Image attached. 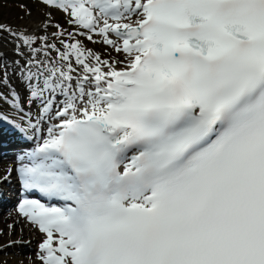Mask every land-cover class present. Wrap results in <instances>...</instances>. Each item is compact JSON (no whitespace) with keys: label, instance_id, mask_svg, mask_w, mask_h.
<instances>
[{"label":"snow or ice","instance_id":"snow-or-ice-1","mask_svg":"<svg viewBox=\"0 0 264 264\" xmlns=\"http://www.w3.org/2000/svg\"><path fill=\"white\" fill-rule=\"evenodd\" d=\"M40 2L81 30L56 25L62 50L0 25L27 93L5 69L0 100L35 140L15 171L41 264H264V0Z\"/></svg>","mask_w":264,"mask_h":264},{"label":"rangeland","instance_id":"rangeland-1","mask_svg":"<svg viewBox=\"0 0 264 264\" xmlns=\"http://www.w3.org/2000/svg\"><path fill=\"white\" fill-rule=\"evenodd\" d=\"M0 5L5 8L3 11V14L0 16V25H4L7 28H10L13 30H21V31H26L28 33L32 32L33 34L35 33L37 34L36 36L38 38L43 37V36H49L50 37L49 42L56 43L57 47L61 48L62 50H63V47L59 43V39H57L56 36L54 35L55 33L59 31V29L56 28V25H60V28L65 30L66 34L68 32H71L77 29L76 26H74L73 24H71L68 28H66L63 25L62 21L58 20V16L63 15L65 20L67 17L68 18L70 17L66 13H64L62 10L54 8V7L51 8V18H52L51 21L48 22V24L44 28L39 29L40 27L44 25L46 14H45L44 7L41 5V3L37 1H34V3H31L28 0H0ZM60 39H64L65 42H69V43L74 42V41H69L67 38V35H65L64 37H61ZM80 41L82 42L84 47H86L87 49L92 50L94 53L100 54L102 59L110 58L111 60H117L116 55H119V53H114L109 46L103 44L101 42L100 37L97 36V42L94 43V45L92 44V42L88 41L87 39L80 40ZM17 43L18 41L14 40L13 37L8 34V32L0 33V54L6 51L10 54V56L6 59L0 55V57H2V63H0V75H3L5 69L7 70L8 68L9 71H11V72L7 71L8 76L10 77V80L8 81V83H10L12 88H14L17 92L21 94L22 97L26 99L27 93L18 79V75H19L18 72L17 74L13 75L15 71L13 61L18 59V57L16 56V53L14 52L16 49L15 47ZM39 45H40V42L38 39L37 46ZM42 56L43 55L39 56L38 58L40 60H45V57L44 56L42 57ZM56 56L57 54L55 52H51V58L53 57L54 59ZM21 63H23V61H21ZM8 64L11 65V67H9ZM0 92L5 93L8 97L10 96L8 87L0 85ZM1 104H2V101L0 100V105ZM30 109L35 118L36 113H37L36 112L37 107L33 105ZM2 172H4V170L0 171V175ZM4 222H5L4 220H0V230H2L1 233H5V235H7L6 238H4L3 240H6L9 237L17 238L21 236L20 230L17 227H16V235H15V231L11 232L12 233L11 236L9 235L10 232L9 233L5 232L2 228V225L6 224V222L5 223ZM11 223L13 224L14 222L11 220L9 224ZM3 227L6 228L7 226H3ZM30 238L31 237L29 235H25V233L22 236V239L24 240L26 239L30 240ZM8 240H11V239H7V241ZM34 240H35V236H34ZM1 244H2V241H0V245ZM34 249L35 247L32 250ZM25 255H27V257H25ZM5 263L6 264H34V261H32V259L29 257L28 252H25L21 256L17 257V256H13V253L11 252L10 248H4L0 250V264H5Z\"/></svg>","mask_w":264,"mask_h":264},{"label":"bare ground","instance_id":"bare-ground-1","mask_svg":"<svg viewBox=\"0 0 264 264\" xmlns=\"http://www.w3.org/2000/svg\"><path fill=\"white\" fill-rule=\"evenodd\" d=\"M17 45V44H16ZM5 47H7V46H5ZM16 48V47H15ZM9 49V48H8ZM13 50V49H12ZM122 56H123V54H121ZM2 57H4L5 59L6 58H8L9 56H10V54L6 51V52H4V53H2V55H1ZM12 56V55H11ZM16 57V56H15ZM43 57V56H42ZM53 58V57H52ZM11 59V58H10ZM43 59V58H42ZM9 65V64H8ZM9 67H11V65H9ZM11 72V71H10ZM17 74V73H16ZM12 78V77H11ZM22 87V86H21ZM23 92V91H22ZM0 165H2V163L0 162ZM3 226H8V223L6 222V224H4ZM39 233V232H37V231H34V233ZM42 240V238L41 237H39V236H37V235H35V241H41Z\"/></svg>","mask_w":264,"mask_h":264},{"label":"trees","instance_id":"trees-1","mask_svg":"<svg viewBox=\"0 0 264 264\" xmlns=\"http://www.w3.org/2000/svg\"><path fill=\"white\" fill-rule=\"evenodd\" d=\"M3 7L0 5V16H1V14L3 13V9H2Z\"/></svg>","mask_w":264,"mask_h":264}]
</instances>
